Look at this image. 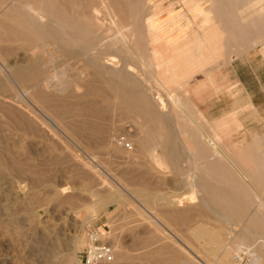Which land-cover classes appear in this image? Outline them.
<instances>
[{"label":"rangeland","instance_id":"obj_1","mask_svg":"<svg viewBox=\"0 0 264 264\" xmlns=\"http://www.w3.org/2000/svg\"><path fill=\"white\" fill-rule=\"evenodd\" d=\"M41 1H38L40 6L50 8L57 20L65 19H60L63 24L68 21L76 28L91 24L89 27L93 26L97 32L94 35L100 36L105 43L116 37L117 32L111 26L117 21L125 30L117 46L121 50L125 45L132 46L142 57L150 55L146 20L154 16L153 20L159 23L165 16L162 24L174 29L179 17L177 10L191 8L182 0ZM225 3L228 5V1ZM211 4L209 0H195L197 7H192L198 11ZM0 5L1 84L5 77L1 67H5L6 74L10 76L16 69L27 68L35 52L41 49V43L35 35L32 36L34 33L22 18L15 14L11 1L0 0ZM189 11L193 12L190 14L196 13L192 8ZM216 25L220 27V24ZM19 30L22 33H17ZM97 41L92 38V43ZM261 42L255 41L257 44ZM131 55V50H124L121 56L126 59L122 61V68H125L123 64L126 61L136 65ZM56 59L46 70V75L51 77L52 74L54 85L59 82L58 76L64 75L67 84L64 92L43 84L40 81L42 77L37 88L34 81L11 84L10 79L0 86L3 87L0 89V264H80L78 257L90 229L100 232L102 242L113 245L115 256L110 264H155V258L160 264H222L217 257L207 253L208 246L201 236H196L195 231L210 228L208 232L219 233L228 223L226 219L236 217L232 215L233 209L246 211L245 216L261 209L263 198L248 196L264 193V120L255 127H233L234 133L228 135L232 149L227 153L197 118L183 92L192 76L196 75L192 80L204 76L201 71L172 85V94L175 92L173 95L180 106V112L177 110L173 116V123L168 120L167 124L165 116L158 110L155 115L160 117H151L148 123L119 103L105 84L106 74L88 68L81 75L83 66L77 59H72L73 64L65 63L63 59L61 62L59 56ZM180 59L181 56L175 55L172 66L181 63ZM138 66L135 67L140 69ZM128 77L140 81L131 74ZM88 91L90 93L86 95ZM166 105L169 112L170 104ZM196 120L202 126H198ZM161 122H166L169 129L173 126L172 136L164 133L167 127ZM178 126L188 132V142L193 147H205L202 138L214 149L213 156L209 153L206 158L196 160L198 170L208 171L207 174L199 171L201 178L210 180L204 182L211 188L222 189L228 197L235 195L237 202L248 199L249 204L231 207L230 197L223 211L215 208L223 212V217L227 216L224 220L222 215L211 212V205L210 209L187 201L180 204L181 199L188 197L189 190L175 170L177 168L168 166L170 161L165 157V140L169 138L170 141L172 137L177 140H172L174 145L180 146L182 139L176 134ZM143 127H147L146 130ZM149 132L154 134L157 143ZM219 150L227 153H223L224 158L219 157ZM179 153V160L190 161L185 160L182 151ZM224 161L231 162V167L237 163L242 172L234 174ZM212 183L216 184L213 186ZM168 198L173 202L168 203ZM101 201L107 202L103 208L98 206ZM154 217L164 226L157 227L153 223ZM242 219L246 221L244 217ZM246 225L239 221L238 226ZM241 258L246 259V264L247 256L242 255ZM233 260L234 264H241Z\"/></svg>","mask_w":264,"mask_h":264},{"label":"bare ground","instance_id":"obj_2","mask_svg":"<svg viewBox=\"0 0 264 264\" xmlns=\"http://www.w3.org/2000/svg\"><path fill=\"white\" fill-rule=\"evenodd\" d=\"M10 1H11L13 10L15 11V14L18 17L22 18V20L29 27V30L31 29V31L34 33L32 36L35 35L34 37L39 41V43H41V49L39 50V52H38V50H37V52H35L36 53V54H34L35 57L31 60V62L28 61L30 64L28 63L29 65H28V67L26 66L27 68L16 69L17 68L16 67L15 68L16 70H14L11 73V76L9 74H6V68L5 67H1V70H3L2 73L4 72V74H5L4 82L1 84L6 83L5 81H7V83H8L9 79L12 81L11 84H15L16 81L21 83V84L23 82L29 83L30 81L31 82L34 81L35 82L34 87L37 88V84L38 83L41 84L40 81H42L43 84H47L48 86L50 85V86H52V88L54 86V88H56L57 90L64 92L67 89L66 88L67 84L64 81V75L58 76L59 82L57 81V83L54 85L51 82V80L54 81L52 74H51V77L46 75V70L50 68L51 64L54 63V60L58 56L61 58V62L65 61V63L71 62L72 59H77L79 61V62L78 61L77 62L81 63L83 66V69H82L81 73H79V74L84 75L85 71L88 68L93 69V71L95 70L97 73H103L104 75L106 74L107 78L104 79L105 84L108 86V88H110L114 92L115 98L117 100H119V103H122V105H125V107L127 109H129V111H131L132 113L135 114L134 116L137 115L141 119L143 118L144 121L145 120L148 121L151 117L155 118V116H158V115H155V113H157V110H158L162 115L165 116V119H164L165 121L169 120L171 123H173V121H175L173 116L177 110H179L178 113L180 112V109H179L180 106L177 103V99L173 95V94H175V92L172 94L173 90H171L172 89L171 87H172V85L177 84V82L179 80H185L189 77L190 74L188 73V69L190 68V66L188 64H184V63H178L176 66L175 65L172 66V63H173L172 58L175 56L176 52H179L180 49H179V47L174 48L173 50H172V48L166 49L167 47H169L174 42V40H172L173 37L166 36V31L169 28L166 26V24L165 25L162 24L163 20H165L164 19L165 16L162 18V21L159 22L160 24L156 23V20H153L154 16H151L146 20L145 31H146V35L148 38V44L150 46V49H148V50H150V53H149L150 55H147L146 57H142L140 54L137 53V49L133 50L132 46L130 47V46L125 45L123 47V50H121L117 46L119 39L122 36L121 33L123 31H125L124 27H120L118 25L117 21L115 22V24H113L114 22H109V24H113L111 27H113L117 32L116 37H114V39L107 40V42L105 43L100 36L94 35L97 32L94 31L93 26L89 27L91 24L89 26L85 25V24L83 26L80 25L79 28H76V25H73L72 23L69 24L68 21L65 22V24H67V25L61 23V21H60L61 18L59 16L58 17L60 19H58L59 20L58 21L56 19V16L54 17L55 14L52 15V10L48 7V5L45 2L44 3L47 5V7L49 9H45L46 7L45 8L41 7L39 2H38L39 0L38 1L37 0H9V2ZM182 1L184 3L186 2L188 4L187 6H190V7H192L195 4V0H182ZM209 1L212 3L211 5H214V4L218 5V4H220V2L222 0H209ZM101 4H102V2H101ZM8 5H10V4H8ZM195 6L196 5H194V7ZM212 8L215 9L216 6H213ZM217 8H219V7H217ZM54 13H55V11H54ZM130 13H131V11H130ZM133 13H134V10H133ZM7 14H9V13L7 12ZM15 14H14V16H15ZM253 14H256V9L253 10ZM131 15H133V14H131ZM12 16H9V18ZM61 20H63V18ZM19 22H21V20ZM80 23L83 24L82 22H80ZM131 23H133V22H131ZM131 25L134 26L133 24H131ZM7 29H8V27H7ZM15 30H13V31H15ZM126 30H129V29H126ZM171 30H169V31H171ZM22 31H24V30H22ZM19 32L22 33L20 30L17 33H19ZM94 37H95V40H98L97 43L93 42L94 44H96L95 47H94V44L92 43V38H94ZM38 46H40V45H38ZM124 50L128 51V52L130 50L132 51V55H131L132 58L131 59L135 60V62H136L135 64L136 65L138 64L139 65L138 67H140V69L135 67L136 65L134 66V65L130 64L129 61H126V63L123 64L125 68H122V63H123L122 61H123V59H126L125 57L123 58L121 56L122 53L124 52ZM142 50H144V49H142ZM63 57H65V58H63ZM62 59L64 61H62ZM66 59H67V61H66ZM59 61L60 60H58L57 62H59ZM69 66H71V65H69ZM54 67H55V65H54ZM123 69H125V70H123ZM143 70L145 73L142 72ZM64 71H65V69H64ZM67 71H69V70H67ZM125 73H127V74L129 73L128 74L129 76L131 74V77L137 78L140 81H138V80L136 81V79L134 81L133 79H131L129 77L126 78L128 75L124 76ZM84 77H86V76H84ZM75 78H77V77H75ZM39 79H40V81H38ZM2 81H3V79H2ZM1 84H0V86H1ZM75 87L77 88V86H75ZM104 87L107 88L106 86H104ZM1 88L3 89V87H0V89ZM45 89L47 90V87ZM89 93L90 92L88 91V93H86V95ZM21 94H22V92H21ZM84 94H85V92H84ZM16 95L18 97V94H16ZM23 95H24V92H23ZM26 95H25V97H26ZM147 96L148 97L150 96L151 98L149 97V99H148ZM22 98H20V100H22ZM150 99H152L153 101ZM167 103L170 104V108L168 106V109H170L169 112H167V110H166V108H167L166 104ZM122 109H124V108L122 107ZM42 115H44V114H42ZM43 117H45L49 122H52L45 115ZM158 117H160V115ZM163 118H162V120H163ZM157 119L158 118H156V120ZM169 121L167 124H169ZM166 122H164V123L161 122V123L165 124ZM148 123H149V121H148ZM175 123L176 122H174V124ZM143 124H144V122H143ZM167 124H165V126ZM147 125L148 124H145V126H147ZM171 126H172V124H171ZM163 127H164V125H163ZM172 127L170 128V129H172V131L169 129V127H167L168 130H167V128H164L165 129L164 133L167 136H172V132L174 131ZM143 128H145V127H143ZM146 128L144 130H146ZM178 128H181V129L178 130ZM178 128H176L177 129L176 134H179L180 138L182 139V141L179 140L180 146L178 144H176L179 147L174 145V142L177 140H175L174 138L172 139V137H171L170 141H168L169 138L167 139L165 136L164 137L167 139V140H165L166 141L165 157L168 161H170V162H168L167 165L168 166L169 165L175 166L174 168H177L175 170L181 175L182 180L184 182H186L187 189L189 190L188 197L187 198L184 197L183 200L181 199L180 204L183 205L187 201V202H189V204L190 203H196V204L203 205L205 207L207 206L209 208L211 205V206H213V209L210 208L211 212L212 211H213V213L217 212L218 214L222 215L221 219H223V220L226 219L227 216L223 217L222 211L224 210L223 209L224 207L228 206L226 201L230 197H231V200H229V201H231V207L232 206L244 207L246 205V203L249 204L248 199L243 200V202H237L235 195L228 197V195H226L224 192H222V189L216 188V187L211 188L210 185H208L209 183L206 184L209 179L206 180L205 178H201L200 174L202 175V173H200V172L203 171V174L204 173L207 174L208 171L206 169H204V170L199 169L198 170L196 168V166H197L196 160L206 158L207 154H209V153H211L210 155L213 156L214 155V152H213L214 149L210 148L204 142V139L200 138L199 136H195V137H196V139H197V137H199L201 139L202 143L205 145V147H203V146H201V148L193 147L192 143L190 144L189 143L190 141L188 142V132L182 131V127H180V126H178ZM140 129H142V128H140ZM150 134H152V133H150ZM176 134H174V135H176ZM162 135H164V134H162ZM192 135H194V134H192ZM147 136L148 135H146V137ZM152 136H154V134H152ZM152 136H151V138H152ZM154 138H155V136H154ZM157 139H159V138H157ZM193 139H195V138H193ZM155 141H156V138H155ZM148 143H147V145H148ZM154 143H152V144H154ZM156 143H157V141H156ZM162 145H163V143H162ZM211 147H214V146L212 145ZM178 149L180 151H182V154H184L185 160L187 159V160H190L193 162L187 161V163H185V161L179 160L177 153H179L180 151ZM162 153H163V151H162ZM223 153L227 154L226 152H223ZM223 153H222V151H220L219 157L224 158ZM179 156H180V153H179ZM183 159H184V157H183ZM178 161H181V162H178ZM219 163H220V161H219ZM224 163L227 165L228 168H230V170L234 174H239V172H242V170L238 167L237 163H235V167H231L232 163L229 161H224ZM244 165H245V163H244ZM248 171H250L249 168H248ZM213 173L214 172H212V174ZM198 174H199V176H198ZM222 181H224V180H222ZM220 182H221V179H220ZM215 184L216 183H214L213 186ZM185 198H186V200H185ZM162 199H164V198H162ZM240 201H241V199H240ZM167 202L172 203L173 199L168 198ZM105 203H107V202H105ZM105 203L103 201L99 202L98 203L99 208H103L105 206ZM260 204L262 205L261 209L258 208V210L254 211V212H250L249 215H247V216H245V214H247L246 211L244 212L243 210H237V212H236V210L233 209L232 215H236V217H233V216L231 217L229 214L231 219L230 218L226 219V220H228V223L225 225V227L222 226V229L219 233H216V231H215V233L214 232H208L207 230L210 228H208L207 230L206 229L205 230L200 229V230L195 231V233L197 234L196 236L197 237H198V235H199V237L201 236L205 241L204 244L208 246V248L206 247L207 253L210 256L217 257V259H219V261L222 264H232V263L234 264L235 261L233 260V258L236 260V262H239L241 264H245L244 261L246 259L243 260V258H241L242 255L247 256L248 260H247L246 264H264V230H263L264 227H261L262 224H264V217H263V215H264V198L261 200ZM215 208H218V209L220 208L222 211L215 209ZM243 217L246 219V221L242 219ZM153 219H154L153 223L157 227L161 228L164 226V225H162V222H160L156 217H154ZM239 221H241L242 224H244V222H245L247 225L240 227V226H238ZM202 226H203V224H202ZM213 226H214V224H213ZM198 227H201V226H198ZM214 227H213V229H214ZM211 231H212V229H211ZM176 240H177V238H176ZM186 241L188 242V240H186ZM199 241H201V240H199ZM256 241H258V242H257L256 246L253 247V245L256 243ZM209 246H211V247H209ZM232 255L234 257H232ZM209 259H211V258H209ZM211 260H213V259H211ZM216 262L218 263V261H215V263ZM153 263L160 264L161 262H159V260H157L155 258V260H153ZM166 264H167V262H166ZM183 264H187V263H183Z\"/></svg>","mask_w":264,"mask_h":264},{"label":"crops","instance_id":"obj_3","mask_svg":"<svg viewBox=\"0 0 264 264\" xmlns=\"http://www.w3.org/2000/svg\"><path fill=\"white\" fill-rule=\"evenodd\" d=\"M243 1L222 0L213 5L215 9L210 5L198 11L191 7L194 14L187 12L190 7L187 11L181 7L176 26L166 31L174 40L166 49L179 47L175 55L190 66L189 77L198 71L204 75L195 80L192 76L184 87L185 97L227 153L233 127H255L264 120V0ZM260 193L248 198H264Z\"/></svg>","mask_w":264,"mask_h":264},{"label":"built area","instance_id":"obj_4","mask_svg":"<svg viewBox=\"0 0 264 264\" xmlns=\"http://www.w3.org/2000/svg\"><path fill=\"white\" fill-rule=\"evenodd\" d=\"M114 256L113 245L102 242L98 230L87 231L85 243L78 257L80 264H110L113 262Z\"/></svg>","mask_w":264,"mask_h":264}]
</instances>
